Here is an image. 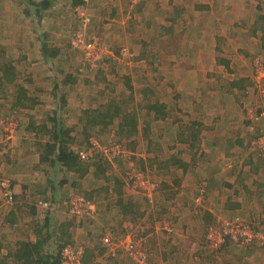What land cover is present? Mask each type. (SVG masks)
Instances as JSON below:
<instances>
[{
    "label": "rangeland",
    "instance_id": "rangeland-1",
    "mask_svg": "<svg viewBox=\"0 0 264 264\" xmlns=\"http://www.w3.org/2000/svg\"><path fill=\"white\" fill-rule=\"evenodd\" d=\"M31 1L37 0H0V59L10 60L18 71L14 82L3 81L0 84V217L3 218L4 214L19 205L23 198H26V201L29 198L33 202L35 185L38 182L43 183L47 173L49 176L51 173L54 175L50 163L41 161L44 144L49 139L47 133L41 130L40 135H36L29 127L45 124L49 128L53 123L50 117L58 112L65 127L72 129L70 146L74 150L85 151L84 162L89 167L83 176H80L79 172L66 169L57 173V179L65 180L66 184L59 191V199L63 202L56 213L67 217L69 213L66 207L72 205L69 207L73 214L71 218H85V221L77 219L72 228L75 232L74 239L82 245L87 244L91 234L97 232L108 233L117 240L126 233V228V231L132 229L130 232L135 241H147L148 235L142 232V227L139 232L136 226L124 227L129 220L125 221V225L121 223L122 216L116 206L119 196L117 191H121L123 198H136V201H141L135 204L139 207L138 213L144 211L140 206L143 204V188L152 191L159 182L157 178L166 175V169L169 167L165 166L169 165L167 160L173 150L172 140L177 131L172 130L168 124L161 126L153 121L147 105L157 99L166 100L181 87L166 78L163 73L158 75L157 71H154V60L146 57L142 48L134 47V33L121 28L128 27V21L125 20L127 15L124 17L114 13L112 16L108 11L111 5L105 4L107 1L85 0L83 4L75 6L72 0H57L51 8L43 11L42 18L34 12L36 5ZM139 1L137 0V3ZM136 4L131 5L134 11ZM133 20L138 23L137 19ZM43 41L48 44L51 52H57L56 56L47 60L43 58ZM124 48L128 49L129 54L122 53ZM179 64L176 63V66ZM140 72L149 75L144 78L139 75ZM130 85L133 86L132 91ZM251 90L248 101L251 102L253 110L245 109L248 111L246 117H250V112L254 117L257 114L264 116V92H259L254 86ZM110 100L118 101L127 110L136 111L138 132L131 138L117 133L119 119H115L114 124L106 127L98 125L85 128L84 111L100 107ZM18 101L25 105L17 104ZM262 126H256L258 133H254L256 140L251 146L259 155L253 161L259 169L260 161L264 166V158L258 147L259 140L264 135V123ZM181 130L185 135L186 129ZM118 145L126 148L128 153L115 161L113 155ZM184 148L190 152L189 146L185 145ZM252 149L248 148L247 152L253 151ZM107 151L113 158L112 164H108L103 175L96 171L97 168L92 163L105 159L101 158L100 153H104L108 158ZM149 157L150 159H147ZM142 159H147L144 164ZM130 177L137 179V188L132 186ZM250 177L252 176L246 178L252 182ZM262 177L264 179L263 174L260 178ZM117 180L119 184H116ZM209 182V179L203 176L199 182L198 193H190V200L194 202L191 207L194 208L197 204L196 210H199V207L203 209L206 205L202 200L209 195V189L206 194ZM262 182L264 184V181ZM30 184L32 186L28 190ZM8 187L16 197L20 196L18 201L11 203L5 197ZM67 197H72L73 202H69ZM42 203L44 208L48 206V203ZM149 207L150 211L146 210L147 213L144 212L142 216V219L146 218L148 230H151L157 221L163 220L169 229L161 228L163 222L155 229L162 234H169L173 226L171 213L163 205ZM17 212L21 216L18 210ZM225 214L216 216L210 224L221 227L223 222H226L231 226L239 217L251 222L249 225L253 229L255 239L248 245L239 244L234 240L226 243L220 253L213 256L214 260L209 261L213 262L210 264H226L222 255L229 244L237 246H233L237 251L232 254L234 257H227L230 260L228 264H264V220L259 221L260 216L249 221L238 215L232 216L229 212ZM137 221L140 224L139 218ZM28 224L22 218L16 224H9L8 228L0 230V235L5 234L4 240L1 241L4 245V249L0 251L1 258L14 249L19 237H26ZM212 239L216 240L214 237ZM201 240L197 243L200 244L197 250H200L202 257H209L210 252L204 248L201 250V245L205 242L204 239L202 242ZM248 249H256L258 253L255 255L254 251ZM105 254L108 255V252L104 251V256H98L100 262L96 257L87 264H106ZM184 257L188 259L192 258V255ZM149 262L150 255L147 264Z\"/></svg>",
    "mask_w": 264,
    "mask_h": 264
},
{
    "label": "crops",
    "instance_id": "crops-1",
    "mask_svg": "<svg viewBox=\"0 0 264 264\" xmlns=\"http://www.w3.org/2000/svg\"><path fill=\"white\" fill-rule=\"evenodd\" d=\"M105 1L107 6L111 5L108 11L112 16L114 13L127 15L125 20L131 24L121 28L134 33V47L142 48L145 56L154 60V71L158 75L163 73L181 87L166 100L157 99L147 105L158 104L159 114L150 110L153 121L177 129L167 160L169 165L165 166L169 168L165 176L157 178L160 184L156 198V206L163 205L171 213L172 230L162 234L155 229L163 220L155 221L154 227L148 230L146 218L140 219V224L127 221L123 225L126 224L125 228L136 226L139 232L142 227V232L148 235L149 264L213 263L209 262L214 260L213 255L202 257L197 250L200 247L197 243L205 239L207 224L213 218L229 212L249 221L256 216H260L259 221L264 220V179L260 178L262 174L264 176L263 166L260 161L259 169L253 162L259 155L251 148L256 140V126L263 127L264 116L257 114L254 117L250 112V117H246L248 111L245 109L253 110V107L244 92L249 80L253 79L256 58L264 60L263 2ZM132 3H137L136 11ZM176 63L180 64L176 66ZM139 75L146 78L149 74L140 72ZM184 128L185 135L181 130ZM185 145L189 146L190 152ZM248 148L253 151L247 152ZM203 176L210 181L209 195L203 209L196 210L197 204L191 207L194 202L190 200V193H198ZM249 176H252V182L246 178ZM131 200L141 203L136 198ZM154 205L151 203L152 207ZM140 206L144 209L146 202L143 200ZM27 219L24 220L28 222ZM165 223L161 228L165 229ZM29 224L26 237L35 239ZM4 237L2 233L0 242ZM233 246L229 244L224 249L222 257L226 264L230 262L227 257L237 251ZM248 250L254 251L255 255L258 253L256 249ZM189 254L192 258L184 257ZM106 258V264H137L123 254L118 258L106 255Z\"/></svg>",
    "mask_w": 264,
    "mask_h": 264
},
{
    "label": "trees",
    "instance_id": "trees-1",
    "mask_svg": "<svg viewBox=\"0 0 264 264\" xmlns=\"http://www.w3.org/2000/svg\"><path fill=\"white\" fill-rule=\"evenodd\" d=\"M84 2L85 0H72V3L75 6L78 4H83ZM31 3L36 5L34 12L39 14L38 17L42 18L41 14H43V11L51 8L55 4V0H37L31 1ZM25 11L27 12V10ZM30 13L32 12L30 11ZM48 47V44L43 41L42 53L43 58L46 60L57 55L56 51L51 52ZM17 72V69L11 64L10 60L1 61L0 59V84L3 81L11 83L14 82L18 75ZM253 86L255 89V82L251 78L249 83L244 88V92L246 94L245 96H249L251 94V88ZM132 87L133 86L130 85L131 91ZM17 104L25 105L21 101H18ZM147 108L149 110H154V113L159 114L158 104H151L149 107L147 106ZM84 119L86 129L97 127L98 125L106 127L110 124H114L116 121L115 119H119V122L117 123V133L119 135L129 139L138 132V117L136 111L133 109L127 110L116 100H110L109 102H106L97 108L86 109L84 111ZM50 120L53 123H51L49 128L45 124H41L38 127L30 125L29 128L32 129L36 135H40L41 130H44L47 133L49 139L44 144V151L41 155V161L50 163L54 169V175L51 173L49 176V173H47L46 180L43 183L38 182L35 185V198L33 202L29 200L26 201V198H23L19 205L16 207L14 206L9 212L3 215V219L6 223H8V227L9 224L14 225L24 217L28 218V223L31 222L29 224V230L35 235V239H29L27 236L24 239L18 240L15 244L16 247H14V251L11 249L9 250L7 256L3 258L0 257V264H61L60 259L63 249L69 245L82 248L83 254L81 264H87L91 261V259H95L99 255H102L104 251L107 252L108 247L103 245L102 241L104 236L109 235L113 241H118L124 238L126 235V233H124L121 238L116 240L108 233L104 234L105 232H97V234H91L87 244L82 245L77 243V241L74 239L75 232L72 230V228L74 225H76L77 219L85 221V218L74 216L77 219H72L71 216H73V214L70 212L71 208H69L72 207V205L68 206L65 204L68 206L66 209L69 213V216L66 217L60 215V213H56L63 202L62 199H59V191L66 184L65 180L57 179V173L63 172L64 169H66L69 171L72 170L79 172L80 176H83L88 171L89 166L85 164L84 157L81 155V151L79 149L74 150L70 146V132L72 129L65 127L59 118V113L56 112L54 116L50 117ZM135 143L136 140L134 141V144ZM129 149L132 150L131 148ZM132 151H134V149ZM122 155L123 154H118L114 156L115 161L119 157H125ZM100 156L102 159L103 157L105 159H99L100 161L93 162L92 164L96 166V171L105 175L107 166L108 164H112V161L106 158L104 153H100ZM146 160L147 159H142L141 162L144 164ZM117 183L119 184L118 180L116 184ZM159 184L160 182H158L156 187L152 189V202L150 201L149 195L143 192V200L146 202V206L144 211L142 210L143 212L141 213H138L139 207L134 202H132V200L126 201L122 197L121 191H117L119 196L116 200V206L118 207L119 213L122 216L121 223H124L126 220H129L130 222H138V218L142 219V216L150 211L149 206H151V203H154L156 206V197L159 191ZM31 186L32 185H30L29 188ZM208 189L209 186L207 188L206 194L208 193ZM19 198L20 196L16 197L14 194L13 201H18ZM66 199L69 202L72 201V197H67ZM206 200L207 197L205 202ZM42 202L48 203V206L44 208V206H41V204H43ZM17 210L21 213V216H19ZM26 218L24 219L26 220ZM81 223L83 224L84 222H79V224ZM209 225L210 222L207 224L206 229ZM147 243L148 238L144 249L148 255H150L148 249L146 248ZM2 249H4V245L3 243H0V251H2ZM201 250H203V243ZM121 254L125 255L122 248L118 250L117 256L113 257L108 253V257L118 258Z\"/></svg>",
    "mask_w": 264,
    "mask_h": 264
},
{
    "label": "built area",
    "instance_id": "built-area-1",
    "mask_svg": "<svg viewBox=\"0 0 264 264\" xmlns=\"http://www.w3.org/2000/svg\"><path fill=\"white\" fill-rule=\"evenodd\" d=\"M264 6V0H262ZM129 51L127 48L122 49V53ZM253 81L255 82L256 89L259 92H264V60L260 58H256L255 66H254V74ZM261 155L264 158V135L261 136L258 145ZM115 153L113 156L118 154H126L128 153L127 149L122 145H118L115 148ZM109 151H107V156L110 161H112L113 157L108 155ZM82 157L86 156L85 151L81 152ZM143 176V175H142ZM135 177H130V181L132 186L137 188V182ZM143 192L147 193L150 197V201H153V191L144 189ZM202 195V189L201 193ZM13 192H11L8 187L6 190L5 197L13 203ZM206 199V198H205ZM205 199L202 202H205ZM224 223L221 227L214 226L213 223L210 224L207 228L205 242L203 243V248L210 252L211 255L219 254L223 246L228 242H233V240L237 243L246 244L251 243L255 236L252 234L251 222H246V220H241L239 217L235 220V222ZM250 224V225H249ZM8 227V224L4 221L3 218L0 217V230ZM165 229H169L167 223L164 224ZM131 228V226L129 227ZM132 229L126 231V235L124 238L118 241H113L109 235H106L102 238L103 245L107 246V252L115 257L118 254V250L120 248L123 249L125 255L130 259L134 260L138 264H147L148 253L145 251V241L139 242L135 241V238L132 237V233L130 232ZM212 237L216 238V240L212 239ZM83 250L81 247L75 246H67L63 249L60 263L61 264H81Z\"/></svg>",
    "mask_w": 264,
    "mask_h": 264
},
{
    "label": "clouds",
    "instance_id": "clouds-1",
    "mask_svg": "<svg viewBox=\"0 0 264 264\" xmlns=\"http://www.w3.org/2000/svg\"><path fill=\"white\" fill-rule=\"evenodd\" d=\"M138 264V263H137Z\"/></svg>",
    "mask_w": 264,
    "mask_h": 264
}]
</instances>
